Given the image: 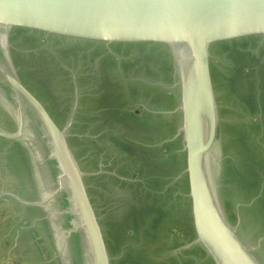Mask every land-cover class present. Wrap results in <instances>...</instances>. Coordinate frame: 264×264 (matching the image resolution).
Listing matches in <instances>:
<instances>
[{"label":"rangeland","instance_id":"rangeland-1","mask_svg":"<svg viewBox=\"0 0 264 264\" xmlns=\"http://www.w3.org/2000/svg\"><path fill=\"white\" fill-rule=\"evenodd\" d=\"M5 46L9 67L66 130L111 264H215L192 224L181 70L171 48L19 28ZM209 53L217 122L208 178L224 216L264 264V36L218 42ZM8 100L0 91V264H67L56 204L27 203L40 201L51 181L37 176L47 155L30 150V131L4 135L17 132Z\"/></svg>","mask_w":264,"mask_h":264},{"label":"water","instance_id":"water-1","mask_svg":"<svg viewBox=\"0 0 264 264\" xmlns=\"http://www.w3.org/2000/svg\"><path fill=\"white\" fill-rule=\"evenodd\" d=\"M13 28L79 41L169 46L181 70V130L196 240L215 264H263L216 202L208 156L217 122L209 48L218 42L264 36V0H0V91L17 116L16 134L4 135L18 138L30 131V150L44 149L47 155L36 164L37 176L48 175L51 180L46 181L40 201L27 203L56 204L53 211L65 232L67 264H111L65 128L55 123L9 67L5 43Z\"/></svg>","mask_w":264,"mask_h":264},{"label":"crops","instance_id":"crops-1","mask_svg":"<svg viewBox=\"0 0 264 264\" xmlns=\"http://www.w3.org/2000/svg\"><path fill=\"white\" fill-rule=\"evenodd\" d=\"M1 193V192H0ZM1 197H0V204H1ZM2 211H3V208H1L0 207V241L2 240V237H4V236H6V235H3V229H2V225H3V223H2ZM10 229V228H9ZM9 229H7L8 231H9ZM6 230V231H7ZM1 233H2V235H1ZM1 243V242H0Z\"/></svg>","mask_w":264,"mask_h":264}]
</instances>
